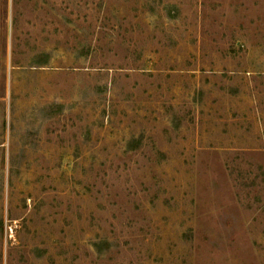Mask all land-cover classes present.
<instances>
[{
	"label": "rangeland",
	"instance_id": "1",
	"mask_svg": "<svg viewBox=\"0 0 264 264\" xmlns=\"http://www.w3.org/2000/svg\"><path fill=\"white\" fill-rule=\"evenodd\" d=\"M0 264H264V0H0Z\"/></svg>",
	"mask_w": 264,
	"mask_h": 264
}]
</instances>
